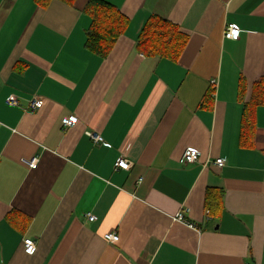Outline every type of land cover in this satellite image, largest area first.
<instances>
[{"label":"crops","instance_id":"1","mask_svg":"<svg viewBox=\"0 0 264 264\" xmlns=\"http://www.w3.org/2000/svg\"><path fill=\"white\" fill-rule=\"evenodd\" d=\"M104 1L128 18L106 58L85 46L90 0H0V264H264V105L241 140L264 77V0ZM151 17L188 36L178 61L138 50ZM188 148L200 158L183 165ZM209 189L223 192L211 213Z\"/></svg>","mask_w":264,"mask_h":264},{"label":"trees","instance_id":"2","mask_svg":"<svg viewBox=\"0 0 264 264\" xmlns=\"http://www.w3.org/2000/svg\"><path fill=\"white\" fill-rule=\"evenodd\" d=\"M52 0H36L39 5L47 6ZM86 14L91 18L87 31L86 49L106 58L118 39L124 34L128 18L118 8L104 0H90ZM188 43L185 35L176 24L158 17H151L146 23L138 41V50L150 57L178 61ZM264 105V77L254 86L251 100L246 105L241 127L242 145H252L256 128V108ZM223 192L209 189L206 204L209 213L222 207Z\"/></svg>","mask_w":264,"mask_h":264},{"label":"built area","instance_id":"3","mask_svg":"<svg viewBox=\"0 0 264 264\" xmlns=\"http://www.w3.org/2000/svg\"><path fill=\"white\" fill-rule=\"evenodd\" d=\"M224 36L226 39H230V40H238L240 37V29L238 28L237 25L235 24H229L226 27ZM213 84L215 85V82H213ZM7 103L10 106H17L19 104L18 100H16L15 98H9L7 100ZM42 107V102L41 100H39L38 98H33L32 100H30L28 102V106L27 108L31 111H36L39 110ZM78 123V118L77 116H70L66 119L63 120V125L65 128H70L72 126H75ZM88 136L92 139V141L95 144H102L104 143L103 138L95 133H88ZM200 158V152L194 148H188L183 156L180 159V162L183 165H188V164H193L195 162H197ZM38 157L37 156H33L30 158H25L23 160V163L28 167V169H34L36 168L37 164H38ZM216 165H218L219 167L224 166V161L222 159H217L215 162ZM128 168V161L121 156L120 158H118V160L115 163V169L116 170H120V169H127ZM207 213H209V211H207ZM88 220L90 222H93L95 220V218L92 215H88ZM175 220L180 221V222H185L186 224H188L191 228H195L194 224L188 222L184 216V212H180ZM105 239L108 242H118L119 241V235L116 233H108L105 235ZM24 250L25 253L32 256L36 253L37 251V245L36 242L33 239H25L24 240Z\"/></svg>","mask_w":264,"mask_h":264}]
</instances>
